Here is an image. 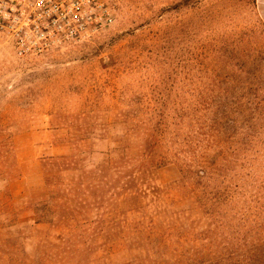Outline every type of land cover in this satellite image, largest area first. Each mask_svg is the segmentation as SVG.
Returning <instances> with one entry per match:
<instances>
[{
	"label": "rangeland",
	"instance_id": "374dc122",
	"mask_svg": "<svg viewBox=\"0 0 264 264\" xmlns=\"http://www.w3.org/2000/svg\"><path fill=\"white\" fill-rule=\"evenodd\" d=\"M108 1L115 22L89 41L24 59L1 43L0 264H215L197 255L207 229L197 116L218 127L228 113L231 130L218 133L211 162L229 165L232 147L244 148L236 157H247L245 186L264 181L256 0ZM160 131L170 164L139 171L147 138ZM151 221L183 227L182 255L171 253L175 244L156 251Z\"/></svg>",
	"mask_w": 264,
	"mask_h": 264
},
{
	"label": "trees",
	"instance_id": "16d2710c",
	"mask_svg": "<svg viewBox=\"0 0 264 264\" xmlns=\"http://www.w3.org/2000/svg\"><path fill=\"white\" fill-rule=\"evenodd\" d=\"M191 1L184 0L179 6L188 7L192 4ZM220 116L224 123L221 125L222 121H220L218 127L214 125L216 123L214 117L209 116L204 120V117L197 116V140L204 138L206 145L201 146V140L197 141V169L194 173L198 180V208L203 213L202 219L207 226V229L197 233V241L199 234L202 237L201 247H197V255L207 254L218 258L215 259V264H264V181L256 180L251 189L245 186L250 174L242 176L238 172L246 169L240 162L247 157L241 159L236 157V152H242L244 148L232 147L231 157L235 155L230 164L235 162V165L230 170V164L223 166L211 162V151L217 146L216 141H220L218 133L227 136L231 130L228 127L230 115L223 113ZM161 124L162 122L159 123L160 128ZM171 148L166 142L163 131L157 136L155 133L149 135L138 170L151 172L166 167L171 162V156L169 157ZM190 169L191 167L188 169L189 172ZM227 169L228 175L225 173ZM217 179L220 180V185L209 189L211 181ZM238 197L241 198L243 205L235 212L234 208L230 207L238 206ZM182 228L174 223H166L165 226L158 228L151 221L146 231L151 241H158L157 252L162 249H167L166 252H169L168 249L175 244L177 247L171 253L182 255L183 251L178 246H182L181 242L189 240L180 233ZM137 232L143 233L142 230ZM207 235L209 239L207 237L208 240L205 241L204 237ZM214 235L215 240H211ZM33 263L60 264V261L46 259Z\"/></svg>",
	"mask_w": 264,
	"mask_h": 264
},
{
	"label": "built area",
	"instance_id": "2783aa9c",
	"mask_svg": "<svg viewBox=\"0 0 264 264\" xmlns=\"http://www.w3.org/2000/svg\"><path fill=\"white\" fill-rule=\"evenodd\" d=\"M108 0H0V46L18 58L86 42L115 22Z\"/></svg>",
	"mask_w": 264,
	"mask_h": 264
},
{
	"label": "crops",
	"instance_id": "0c3cea01",
	"mask_svg": "<svg viewBox=\"0 0 264 264\" xmlns=\"http://www.w3.org/2000/svg\"><path fill=\"white\" fill-rule=\"evenodd\" d=\"M257 14L264 23V0H256Z\"/></svg>",
	"mask_w": 264,
	"mask_h": 264
}]
</instances>
